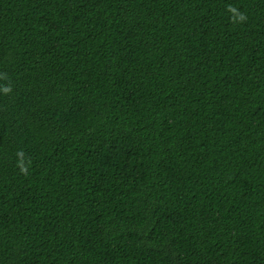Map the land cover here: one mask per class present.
<instances>
[{
  "label": "trees",
  "instance_id": "16d2710c",
  "mask_svg": "<svg viewBox=\"0 0 264 264\" xmlns=\"http://www.w3.org/2000/svg\"><path fill=\"white\" fill-rule=\"evenodd\" d=\"M0 264H264V0H0Z\"/></svg>",
  "mask_w": 264,
  "mask_h": 264
},
{
  "label": "clouds",
  "instance_id": "9594fccd",
  "mask_svg": "<svg viewBox=\"0 0 264 264\" xmlns=\"http://www.w3.org/2000/svg\"><path fill=\"white\" fill-rule=\"evenodd\" d=\"M227 10L229 12L233 13V19L235 21L243 22V21H245L247 19V17L243 13L238 12V10L235 7L231 6V5L228 6ZM3 91L5 93H8V92L11 91V89L10 88H4Z\"/></svg>",
  "mask_w": 264,
  "mask_h": 264
}]
</instances>
